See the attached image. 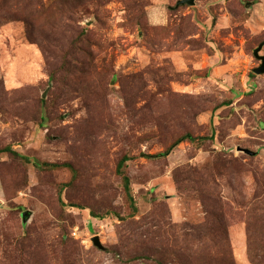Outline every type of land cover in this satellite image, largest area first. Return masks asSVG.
Segmentation results:
<instances>
[{"label":"rangeland","instance_id":"374dc122","mask_svg":"<svg viewBox=\"0 0 264 264\" xmlns=\"http://www.w3.org/2000/svg\"><path fill=\"white\" fill-rule=\"evenodd\" d=\"M176 2L0 0V264H264V0Z\"/></svg>","mask_w":264,"mask_h":264},{"label":"trees","instance_id":"16d2710c","mask_svg":"<svg viewBox=\"0 0 264 264\" xmlns=\"http://www.w3.org/2000/svg\"><path fill=\"white\" fill-rule=\"evenodd\" d=\"M185 139L193 141L195 138L193 136H191L190 134H185V135L179 137L168 148H166L163 151L162 155H167L170 152V150L172 149L173 146L177 145L180 141L185 140ZM5 149L8 150L9 148L7 147ZM127 160H129V156L123 155L119 159V161L117 163L116 171H117V173L122 174L124 190H125V192L127 194V197H128V200L130 202V205H131L132 209L136 210V206L134 204V199H133V196H132V194L130 192L129 179H128L127 175H125L123 173V167L125 166V163H126ZM35 163L39 164L38 162H35ZM45 165H55V164L45 163Z\"/></svg>","mask_w":264,"mask_h":264},{"label":"water","instance_id":"95a60500","mask_svg":"<svg viewBox=\"0 0 264 264\" xmlns=\"http://www.w3.org/2000/svg\"><path fill=\"white\" fill-rule=\"evenodd\" d=\"M194 3V0H177L175 6H179L182 4H189L192 5ZM264 45V41L259 43L253 50V55L255 56V58H257L258 60H260V64L259 66H257L256 68L253 69V72L256 74H260V73H264V55L260 54V50L262 48V46ZM238 150L243 151L247 154H252L253 152H251L249 149L247 148H238ZM28 215V211H23L22 212V217L23 219H25ZM93 245L97 246L98 248H103V246L101 245L100 241H99V237L97 235L92 236L91 238Z\"/></svg>","mask_w":264,"mask_h":264}]
</instances>
